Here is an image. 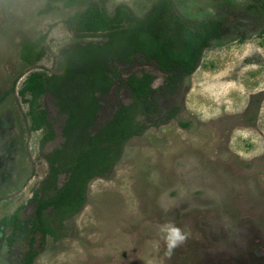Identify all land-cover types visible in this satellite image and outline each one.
Masks as SVG:
<instances>
[{
  "label": "rangeland",
  "instance_id": "rangeland-1",
  "mask_svg": "<svg viewBox=\"0 0 264 264\" xmlns=\"http://www.w3.org/2000/svg\"><path fill=\"white\" fill-rule=\"evenodd\" d=\"M48 2L0 0V264L19 254L9 251L12 227L3 219L33 212L31 196L53 185L51 153L62 147L54 157L65 169L83 141L112 120L119 99L117 84L98 94L93 125L70 129L66 139L67 115L46 91L35 109L47 110L57 137L43 145L45 128L32 129L33 96L20 94L25 80L35 71L59 72L61 59L73 58L76 73L83 63L74 57L107 39L69 26L92 2L111 16L121 4L139 19L157 5L167 11L161 0H87L73 7L55 1L45 10ZM256 2L172 0L187 20H222V36L178 88L156 95L153 114L138 115L142 134L125 141L107 175L89 180L81 209L64 222L66 234L50 235L33 264H264V11L254 14ZM45 34L46 55L27 62L24 42ZM117 64L125 77L126 63ZM127 92L120 96L130 101ZM66 178L61 172L57 184ZM168 223L187 236L171 254L159 231Z\"/></svg>",
  "mask_w": 264,
  "mask_h": 264
},
{
  "label": "trees",
  "instance_id": "trees-1",
  "mask_svg": "<svg viewBox=\"0 0 264 264\" xmlns=\"http://www.w3.org/2000/svg\"><path fill=\"white\" fill-rule=\"evenodd\" d=\"M55 1H62L65 7H73L87 0H49L45 10H51ZM161 2L167 8L166 13L174 19L169 29L165 28L168 22L166 13H163L159 5L146 17L139 19L132 10H125L126 6L121 9L123 4L111 16L98 2H92L84 11H78L70 17L69 26L78 35L101 33L107 39L101 44L88 47V50L84 48L85 53L74 57L83 63L78 72L72 73L75 68L73 58L68 61L61 59L59 72L49 77L45 72L35 71L25 80L20 94L25 100V95L33 96L32 129L45 128L42 138L44 145L57 137L54 122L47 118V110L41 112L35 109L39 104H35V101L42 98L46 91L53 94L59 111L67 115L63 123V134L67 139L70 129H87L93 125L101 107L98 94L104 96L116 82L122 84L117 62L128 63L135 60L134 54L137 57L139 53L146 54L149 59L159 62L166 75V79L157 85L145 69L133 70L127 76V82L134 101L121 103L112 120L101 126L89 140L83 141L82 148L65 169L57 165V158L54 157L56 150L62 147L51 153L53 185L50 190H45L47 193L42 194L41 189L34 192L30 201L35 204V216L22 218L17 213L3 219L12 227L6 237L9 251L20 252L7 264H33L39 253L36 246L41 233L43 237L51 235L55 240L66 234L63 231L64 222L81 209L89 180L107 175L119 159L125 141L144 131L145 127L138 120V115H151L155 112L156 101L152 94L164 86L175 87L185 74L194 73L200 65L205 48L221 37L223 22L220 19L213 17L185 22L171 12L172 0ZM125 20L128 21L127 25L123 24ZM170 32L181 36H162ZM45 38L46 34L38 40L27 39L24 42L22 57L27 62L34 64L44 58L47 47L42 42ZM61 172L67 173V178L59 185L57 180ZM38 245H42V241Z\"/></svg>",
  "mask_w": 264,
  "mask_h": 264
},
{
  "label": "flooded vegetation",
  "instance_id": "flooded-vegetation-1",
  "mask_svg": "<svg viewBox=\"0 0 264 264\" xmlns=\"http://www.w3.org/2000/svg\"><path fill=\"white\" fill-rule=\"evenodd\" d=\"M257 2L254 4V8H255V10H254V14L255 15H257L258 13H257V11H259V10H262V11H264V0H256ZM171 12H174V14H175V16H178V17H180L182 20H184L185 22H193L194 20H187V19H185L180 13H178V11L175 9V7H174V4H173V7H172V9H171ZM263 19V21L262 22H264V18H262ZM172 21H174V19H172ZM222 21V20H221ZM174 29V27L172 26V30ZM223 29H225V26H224V23H223V28H222V30ZM264 29V27L261 29V31H260V34L262 35V30ZM221 30V31H222ZM223 32V31H222ZM162 36H181V35H177V34H174V33H168V34H165V35H162ZM222 36V35H221ZM262 36H264V35H262ZM219 39V38H218ZM134 56H136V58H135V60H133V61H130V62H128V63H126V66H127V68H128V70H127V73H126V76L125 77H123V76H121V74L119 73L118 74V76L119 77H121V79H122V84L120 83V82H116L114 85H116L117 84V91H118V93H119V99L117 100V99H115V102L117 103V106L115 107V109H117L118 107H119V105L121 104V103H126L127 102V104H129L130 102H133L134 101V98H133V96H132V94H133V92H132V90H131V88L128 86V82H127V76H129L130 75V73L133 71V70H141V69H145V71L146 72H149L150 73V75H151V77H152V79H154V83H156L157 85H158V83L159 82H163V79H166V75L164 74V69H162L160 66H159V62L157 61V60H155V59H149L148 57H147V55L146 54H140L139 53V57H137L138 55L137 54H134ZM137 62V63H136ZM133 63H136V64H133ZM182 74H184L183 72H182ZM188 76H190V75H184L178 82H177V84H176V86L175 87H168V86H164L163 87V89H161V90H158L157 92H155V93H153L152 95H154L155 97H156V95H159L160 94V92H162L164 89H165V91L166 92H169L170 93V91L171 90H173V89H176V88H178V86L182 83V81L186 78V77H188ZM118 81V80H117ZM156 85V86H157ZM114 87V86H113ZM122 89H126L128 92H127V96H128V94L130 95V99H128V100H130V101H127V100H125L126 98H122L121 96H120V94H121V91H122ZM128 98H129V96H128ZM157 98V97H156ZM34 195V194H33ZM32 195V196H33ZM32 196H31V198H32ZM34 203V202H33ZM35 212H36V207H35V204H34V210H33V212L32 213H30V214H25V215H22V218H32V217H34L35 216ZM50 235H48L46 238L45 237H43V234L41 233V235H40V238L38 239V242H37V246H36V249L38 250V251H40V249H42V248H45V245H46V242H47V239H48V237H49ZM52 239H54V237L52 236ZM61 239V238H60ZM60 239H58V240H60ZM40 241H42V245H38V243L40 242ZM14 254H17V253H19L20 254V252H13ZM18 254V255H19ZM17 255V256H18ZM16 256H14V258H15ZM36 258V257H35ZM35 260V259H34ZM34 262V261H33Z\"/></svg>",
  "mask_w": 264,
  "mask_h": 264
},
{
  "label": "clouds",
  "instance_id": "clouds-1",
  "mask_svg": "<svg viewBox=\"0 0 264 264\" xmlns=\"http://www.w3.org/2000/svg\"><path fill=\"white\" fill-rule=\"evenodd\" d=\"M159 231L162 234V239L167 245L169 254L187 239L186 234L182 232L181 228L171 223L163 225Z\"/></svg>",
  "mask_w": 264,
  "mask_h": 264
}]
</instances>
